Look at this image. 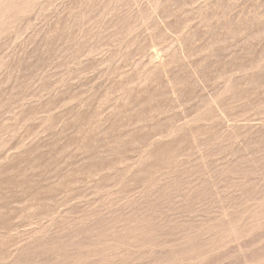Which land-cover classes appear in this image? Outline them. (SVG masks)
<instances>
[{
	"label": "rangeland",
	"instance_id": "rangeland-1",
	"mask_svg": "<svg viewBox=\"0 0 264 264\" xmlns=\"http://www.w3.org/2000/svg\"><path fill=\"white\" fill-rule=\"evenodd\" d=\"M0 264H264V0H0Z\"/></svg>",
	"mask_w": 264,
	"mask_h": 264
}]
</instances>
